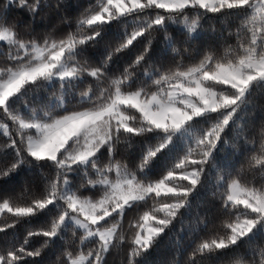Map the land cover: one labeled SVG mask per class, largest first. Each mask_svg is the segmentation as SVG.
<instances>
[{
	"label": "snow or ice",
	"instance_id": "1",
	"mask_svg": "<svg viewBox=\"0 0 264 264\" xmlns=\"http://www.w3.org/2000/svg\"><path fill=\"white\" fill-rule=\"evenodd\" d=\"M71 7L0 0V182L20 177L0 215L47 218L0 264H47L49 249L51 264H112L117 249L141 264L201 192L184 264H264V106L249 111L264 94V0H97L75 18ZM209 29L223 54L199 46ZM33 237L43 243L29 250Z\"/></svg>",
	"mask_w": 264,
	"mask_h": 264
},
{
	"label": "trees",
	"instance_id": "2",
	"mask_svg": "<svg viewBox=\"0 0 264 264\" xmlns=\"http://www.w3.org/2000/svg\"><path fill=\"white\" fill-rule=\"evenodd\" d=\"M50 3L54 4L56 0H49ZM97 0H72V7L69 8L70 15L75 18L80 12H82L85 8H87L90 4H95ZM13 15L17 16H25V13L21 10H16ZM59 17H54L53 23H58ZM216 26L219 29L221 27L219 20L216 21ZM177 26L173 24V29ZM232 31L235 32V26L233 25ZM117 36V31L115 29L110 30L108 33V38L115 39ZM159 39V37H158ZM135 43V42H134ZM230 44L235 43L234 37L228 41ZM199 46H216L221 54L226 50L227 45L223 43V41L219 37V33H213L210 29L201 36L199 41ZM140 45H136V47L131 51L125 54L124 59H132L133 52L138 49ZM170 51V50H169ZM98 54V53H97ZM4 62V58L0 57V64ZM189 62V61H186ZM32 93L29 92L26 95V99H31ZM261 106H264V94L256 93L250 98V108L249 111L255 109L257 113L259 112ZM0 123H10L6 121L2 116H0ZM6 137L4 135L3 129H0V150L3 148V144ZM257 143L259 142V136L256 137ZM139 147H143L141 143ZM175 149L170 145L168 149H165L164 152L157 157L156 164L157 167L151 169L153 173L159 170V163L161 159L168 160L171 159L174 154ZM251 175H255L257 181L260 179V174L253 173ZM245 176L250 177L249 172L245 171ZM215 181V174L208 178V183L211 185ZM20 190V177H14L12 181L0 182V193L7 192H18ZM208 199L207 192H201L198 196L192 198L191 208L188 212H185L182 218H178L170 231H168L162 238H160L159 242L156 246L149 251L142 258L141 264H177V250H179V264H184L189 257V252L191 249V243L189 241V222L194 221L196 219L197 211L200 212L201 215L204 214L206 210V200ZM151 204V201H149ZM136 213H129L128 220L131 221L135 218ZM47 218L40 216L31 221L21 220L19 222H15L14 218L10 215H0V227L4 225H12L15 223V227H9L5 231L0 232V250L9 247L15 244L17 247L23 241V237L26 236L27 231L31 230H39L43 227L44 222ZM125 229H127V222L125 224ZM183 229V230H182ZM130 238V233H127ZM179 238V239H178ZM43 243L42 238L33 237L29 242V250L32 248H38ZM126 250H114L112 256L109 259L112 261V264H122V262L126 259L125 256ZM59 252L57 250H45L43 254V261L47 262V264H51L52 261L57 259ZM257 259H259V252H257ZM32 258H29L31 260ZM38 261L41 258H36Z\"/></svg>",
	"mask_w": 264,
	"mask_h": 264
}]
</instances>
